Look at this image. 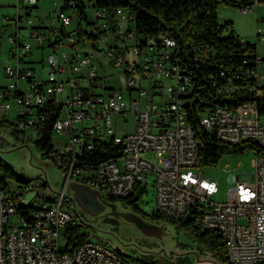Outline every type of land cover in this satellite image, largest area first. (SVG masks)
I'll list each match as a JSON object with an SVG mask.
<instances>
[{"label": "built area", "instance_id": "2783aa9c", "mask_svg": "<svg viewBox=\"0 0 264 264\" xmlns=\"http://www.w3.org/2000/svg\"><path fill=\"white\" fill-rule=\"evenodd\" d=\"M40 1L18 0L24 13L3 18L10 26L5 37L13 63L4 70L10 84L0 87V112L14 110L15 116L0 114V119L12 122L21 139L36 140L47 120L46 110L58 107L51 141L54 134L62 138L41 158H50L64 177L60 190L46 197L47 183L28 180L18 185L19 196L33 193L38 201L28 219L19 214L12 204L14 196L0 184V264H137L100 241L88 240V248L77 245L65 250L63 232L72 221L64 208L69 200L65 191L74 181L104 199H120L134 187L144 191L150 176L155 212L178 219L195 210L194 226L218 233L228 260L264 262V155L253 151L248 180L240 181L227 170L230 186L220 203L208 199L217 191L216 183L205 178L204 167L197 164L198 141L188 120L192 108L205 134L230 145L249 141L264 150V112L259 115L253 102L229 110L209 105L200 96L199 77L188 67L210 63L213 49L193 47L186 64L172 35L137 31L134 16L123 8L115 9L110 22L93 4L90 14L85 13L91 0H52V12L38 16ZM260 1L252 0L239 11L246 14ZM23 32L35 39L38 49L48 50L45 79L38 78L33 62L27 60L33 44L22 39ZM255 32L253 50L242 60L245 66L208 74L218 93H256L262 86L264 55L257 46L264 45V34L260 28ZM113 76L121 79L123 89L110 82ZM128 115L133 117V127L120 131L116 122ZM108 142L118 147L117 158L99 163L86 159L95 144Z\"/></svg>", "mask_w": 264, "mask_h": 264}, {"label": "rangeland", "instance_id": "374dc122", "mask_svg": "<svg viewBox=\"0 0 264 264\" xmlns=\"http://www.w3.org/2000/svg\"><path fill=\"white\" fill-rule=\"evenodd\" d=\"M93 2L94 0H91L88 3V7L85 8L86 14H90V5ZM258 14L261 19L255 17L256 10L254 8L249 9L246 14H242L238 8L230 6H219L217 8L218 22L220 24L230 22L223 33L228 34L231 31L246 43L256 42V28H260L264 34V5L260 6ZM70 28L71 26H69ZM22 39L33 44L31 55H29L27 60L33 62L32 67L35 68L38 78L45 79L47 48L38 49L35 39L30 38L26 32H23ZM8 46L5 37L0 42V86L10 84V80L6 76L7 81L5 82L4 80L5 67L13 63L8 54ZM257 50L259 54L264 55V45L258 44ZM4 54L7 55L4 56ZM41 59L43 60L42 64L40 62ZM105 73L112 74V71L106 69ZM110 82L117 88H120V90L123 89L120 78L113 76ZM11 103L14 105V102ZM0 114L12 119L15 116V111L0 112ZM116 125L120 131H131L133 127L132 115H128L125 121H117ZM27 135H31V133H27ZM33 137L35 136L33 135ZM60 138L62 136L54 134L52 143L58 146L57 141ZM33 141L29 139L17 140L8 130L0 129V159L13 166L18 178L26 180V182L33 180L47 183L49 188L46 186L43 190L46 197L50 191L58 192L60 190L64 173L57 168L50 158H41V152L36 148ZM147 157L151 158L152 154H149ZM253 158V151L246 148L242 152L222 154L214 166L205 167L203 169V176L212 179L217 187V191L209 196L208 199L216 203L224 202L226 200V190L230 186L228 182L229 172L227 170L230 169L232 174L238 175L240 181L248 180ZM21 183L25 182L8 177L4 179L2 185L14 196V200H16L14 202L15 204L17 203V206L29 204L36 206L38 201L34 199L33 193H25L24 200L19 198L18 185ZM74 185L82 184L74 181L68 183L65 194L69 200L64 203V208L72 215L70 224L78 226L77 231L84 239L100 242L102 239L110 241L124 257L132 261L136 259L145 261L148 264H221L213 252L208 249L199 248L183 232L177 231L172 224L164 220H151L148 218V215L155 211L152 176H150L148 182L144 183V191L140 194L137 202V206L144 216L137 213L135 216L144 224L154 227V231L140 229L130 217H124L125 214L132 213V210L119 200L112 202L114 210L117 213L115 215L112 214L109 206H104L99 212L91 213L83 209L77 201L73 204L72 187ZM83 186L94 192L97 201H106L97 191L85 185ZM45 197L40 198V200H45ZM59 248H64V240L62 238L59 239Z\"/></svg>", "mask_w": 264, "mask_h": 264}, {"label": "trees", "instance_id": "16d2710c", "mask_svg": "<svg viewBox=\"0 0 264 264\" xmlns=\"http://www.w3.org/2000/svg\"><path fill=\"white\" fill-rule=\"evenodd\" d=\"M262 2L264 3V0H261L259 4ZM250 4H252V0H94L93 2L96 8L105 12L110 22L114 18L115 9L123 8L134 16L137 31L145 34L169 33L177 43L179 54L185 57L183 60H185L186 64L190 63L189 59L192 58L193 47L208 46L212 48L214 56L210 63L204 66L190 65L188 67L199 77L201 84L200 96H205L209 105H220L229 110H233L243 102H253L258 114L261 115L264 112V80L256 93L244 90L218 93L207 78L209 73H213L218 68L235 70L245 66L242 64V60L245 59L247 52L253 50V47L250 43H240L241 38L234 35L231 31L228 34L223 33L230 22L223 24L218 22L217 8L219 6H230L239 9ZM80 11L81 9H79ZM58 111V107H48L46 110L48 117L40 129V138L33 141L36 148L43 155L53 151L50 130L52 121L56 118ZM188 120L194 128L195 137L198 141L197 164L200 167L214 166L222 154L242 152L246 148L264 155V150L255 143L243 141L236 145H230L205 134L197 125L195 108L189 111ZM0 129L8 130L17 140L21 139L15 125L5 120V118L0 119ZM86 153V159L92 163H99L109 158L115 159L120 154L118 147L111 142L95 144ZM8 177L16 178L26 183V180L17 177L16 171L11 164L0 159V184L2 185L4 179ZM142 190L141 187H134L132 193L125 198L110 197L105 200L109 202L119 200L133 212L144 216L137 206L140 194L143 192ZM33 208L32 204L17 206L19 214L26 219L29 218ZM194 213L195 210H189L181 218L168 219L153 211L148 215V218L151 220H164L172 224L177 231L183 232L199 248L213 252L221 264H231L227 258L220 235L214 231L205 232L198 230L193 224ZM77 230L78 226L74 225H69L64 230L63 233L67 239L66 251H70L86 240ZM133 261L136 263L138 261V264H148L138 259ZM258 264H264V262Z\"/></svg>", "mask_w": 264, "mask_h": 264}, {"label": "water", "instance_id": "95a60500", "mask_svg": "<svg viewBox=\"0 0 264 264\" xmlns=\"http://www.w3.org/2000/svg\"><path fill=\"white\" fill-rule=\"evenodd\" d=\"M72 188H73V198L79 203V205L83 209H85L91 213H96V212H99L102 210L104 202L97 201V199L95 198L94 192L90 191L89 189H87L83 185H74ZM106 205L110 207L113 215L117 214L114 210V206L112 203H107ZM124 217H130L140 229L148 230V231H154L155 230L154 227L147 225V224H144L137 216H135L132 213L125 214ZM101 242L107 244L111 248L118 251V248L114 247L110 243V241L102 239Z\"/></svg>", "mask_w": 264, "mask_h": 264}, {"label": "crops", "instance_id": "0c3cea01", "mask_svg": "<svg viewBox=\"0 0 264 264\" xmlns=\"http://www.w3.org/2000/svg\"><path fill=\"white\" fill-rule=\"evenodd\" d=\"M51 2H52V0H41L38 3V16H44V15L52 12ZM17 5H18V0H0V34H1V40H3L5 38L6 33L10 30V26H8L4 23L3 18L5 16L14 17L15 15H22L24 13L21 9L18 8ZM261 5H264V3L262 2V3L258 4L256 9H255L256 10V16H255L256 18L259 17L258 12H259V8ZM5 45H6V43H5ZM8 47H9L8 54L10 56V46H8ZM5 52H6V50H5ZM0 55H1V50H0ZM6 55L4 54V56H6ZM5 76L6 75H4V78H5L4 80L6 82L7 79ZM1 79L3 81L2 76H1Z\"/></svg>", "mask_w": 264, "mask_h": 264}, {"label": "bare ground", "instance_id": "6f19581e", "mask_svg": "<svg viewBox=\"0 0 264 264\" xmlns=\"http://www.w3.org/2000/svg\"><path fill=\"white\" fill-rule=\"evenodd\" d=\"M21 138V137H20ZM22 184V183H21ZM23 184H28V182H26V183H23ZM19 198L21 199V200H24V197L23 196H19ZM15 198L14 197H12V204L13 205H15L16 206V208H17V203L15 204V202H16V200H14ZM16 199H17V196H16ZM15 201V202H14ZM80 248H88V240L86 239L85 241H83L80 245H78ZM230 261V263L231 264H235V263H233V260H229Z\"/></svg>", "mask_w": 264, "mask_h": 264}, {"label": "flooded vegetation", "instance_id": "af4514ba", "mask_svg": "<svg viewBox=\"0 0 264 264\" xmlns=\"http://www.w3.org/2000/svg\"><path fill=\"white\" fill-rule=\"evenodd\" d=\"M72 202H73V203L76 202V200L73 198V195H72ZM107 203H110V202H109V201H105L104 204H103V207H104V206H107V205H106ZM111 203H112V202H111ZM132 213H133L134 215H136L135 212L132 211Z\"/></svg>", "mask_w": 264, "mask_h": 264}]
</instances>
